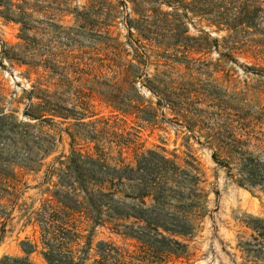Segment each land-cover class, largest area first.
Returning a JSON list of instances; mask_svg holds the SVG:
<instances>
[{
	"label": "rangeland",
	"instance_id": "1",
	"mask_svg": "<svg viewBox=\"0 0 264 264\" xmlns=\"http://www.w3.org/2000/svg\"><path fill=\"white\" fill-rule=\"evenodd\" d=\"M184 13L137 0H0V104L23 120L26 92L49 85L84 121L116 118L120 129L139 136L137 143L203 175L210 216L192 237L183 238L180 257L146 260L135 240L77 223L79 243L91 241L92 254L104 241L118 247L130 264H264L262 239L255 242L262 246L257 259L245 257L240 248L253 243V226H264V191L234 182L240 179L239 153L255 159L264 178V77L245 68H263L264 59L240 52L222 57L219 53L227 51H217L213 40L221 44L224 33L208 38L200 32L198 14L188 13L186 19ZM135 56L142 63L126 91L144 111L122 116L99 93L107 91L114 76L122 78L117 73L125 66L137 65ZM145 76L165 90L166 100L143 86ZM213 153L230 172L213 160ZM15 172L18 204L38 208L37 180L18 168ZM20 214L11 212L2 235L0 225V260L24 257L28 241L38 245L31 260L43 264L39 229Z\"/></svg>",
	"mask_w": 264,
	"mask_h": 264
},
{
	"label": "trees",
	"instance_id": "2",
	"mask_svg": "<svg viewBox=\"0 0 264 264\" xmlns=\"http://www.w3.org/2000/svg\"><path fill=\"white\" fill-rule=\"evenodd\" d=\"M137 1L182 10L186 19L188 13L198 14L204 27L200 32L206 37L213 32L224 33L221 44L218 38L213 40L217 51H227L219 53L222 57L231 58L240 52L255 60L264 59V0ZM135 57L137 65L125 66L117 73L122 78L114 76L107 91L99 93L101 100L122 116L144 111L143 103L126 91L127 84H134L133 72L142 63V57ZM245 68L264 77V67ZM145 82L146 89L166 100L164 89L148 78ZM42 86H32L26 92L23 120L6 113L0 104L1 235L11 212L18 209L26 224L39 229L43 264H130L111 242H99L93 254L91 241L80 245L77 223L89 224L92 231L107 228L135 240L146 260L184 254L183 238L192 237L210 216V191L205 189L206 181L199 169L184 168L175 158L145 148L137 143L138 135L118 127L116 118L84 121L83 115L61 103L57 91ZM238 156L240 179L234 182L240 186L259 185L264 191L258 162L241 153ZM212 158L231 171L215 153ZM17 168L37 180L33 187L40 195L36 209L18 204ZM228 176L233 179L231 174ZM252 229L257 234L251 236L253 243H242L240 248L245 257L257 259L262 252L257 248L262 246L255 242L258 238L264 241V226ZM23 245L24 257L3 256L0 264H36L30 254L38 245L28 241Z\"/></svg>",
	"mask_w": 264,
	"mask_h": 264
}]
</instances>
